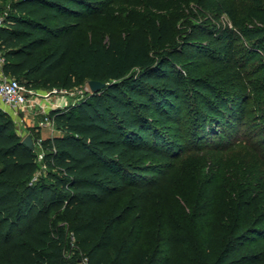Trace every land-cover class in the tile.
Returning <instances> with one entry per match:
<instances>
[{"label": "trees", "instance_id": "16d2710c", "mask_svg": "<svg viewBox=\"0 0 264 264\" xmlns=\"http://www.w3.org/2000/svg\"><path fill=\"white\" fill-rule=\"evenodd\" d=\"M1 2L7 13L0 26L5 75L34 89L72 88L90 79L106 86L78 102L50 109L61 134L40 143L33 137V150L22 143L11 116L0 108V264H79L83 258L86 264H179L171 255L142 249L139 235L119 238L128 216L115 208L104 210L123 191L157 185L152 176L139 180L143 173L157 171L145 161H167L176 155L142 140L153 129L147 125L151 115L160 122L173 120L165 104L180 92L181 77L166 71L178 57L166 46L169 23L154 24L148 38L137 31L91 42L81 39L73 20L81 15L85 0ZM250 11L257 23L253 26L231 17L235 28L258 47L264 41V0ZM236 29L221 31L223 47L232 48ZM258 50L263 52L264 44ZM218 58L225 60L223 54ZM226 108L214 100L213 107L205 104L200 109L199 117L224 125ZM40 166L44 169L37 177ZM262 199L255 206L249 202L247 210L235 208L221 226L207 223L199 228L206 238L200 264H242L243 247L237 240L264 235ZM200 217L205 219L203 213ZM63 221L67 230L59 224ZM214 238L229 239L216 251ZM73 243L80 251L70 254Z\"/></svg>", "mask_w": 264, "mask_h": 264}, {"label": "rangeland", "instance_id": "374dc122", "mask_svg": "<svg viewBox=\"0 0 264 264\" xmlns=\"http://www.w3.org/2000/svg\"><path fill=\"white\" fill-rule=\"evenodd\" d=\"M85 2L81 15L73 19L77 34L85 41L106 42L137 31L148 38L154 24L165 20L171 26L166 46L178 57L168 63L166 71L181 77L179 94L170 96L165 104L173 120L160 122L151 115L147 125L153 129L149 128L142 140L160 144L176 155L167 161H145L157 171L143 173L139 180L152 176L157 185L123 191L104 210L115 208L128 216L119 238L132 240L139 235L142 249L157 256L171 255L179 264H200L206 238L199 235V228L207 223L221 226L220 221L235 208L247 210L250 203L255 206L264 196V51L258 50L264 41L253 47L254 41L235 28L231 17L242 19L247 26L257 24L250 10L260 0ZM225 28L236 29L231 49L222 46ZM222 54L224 61L218 58ZM1 67V77L11 78ZM66 89L67 104L91 93L87 82ZM234 95L240 96L239 100ZM214 100L227 107L225 126L199 117L200 109L205 104L213 107ZM19 128L21 136L27 135ZM42 169L40 166L37 177ZM260 209L264 210V199ZM59 224L68 229L66 221ZM204 228L207 231L208 227ZM247 236L237 240L243 247L242 264H264V235ZM228 239L214 238L216 251ZM70 249V254L79 250L74 243ZM79 264H86L85 258Z\"/></svg>", "mask_w": 264, "mask_h": 264}, {"label": "built area", "instance_id": "2783aa9c", "mask_svg": "<svg viewBox=\"0 0 264 264\" xmlns=\"http://www.w3.org/2000/svg\"><path fill=\"white\" fill-rule=\"evenodd\" d=\"M7 17L6 10L2 7V2L0 1V26L5 23ZM3 63V57L0 52V64ZM68 92L66 88L53 87L48 90V92H38L34 88H28L23 83L19 82L15 78H3L0 74V108L11 115L12 113H17L20 110L26 108H33L38 105L39 97H47V95L53 94L59 96L60 100H51L46 106H40L42 111L45 113L44 118L39 121L40 126L52 125L53 120L49 116V112H45L47 106L53 108H63L67 105V102H63L61 98L64 99V95ZM41 138L37 140L40 143ZM43 152L38 153V159L42 160ZM86 263V258H85Z\"/></svg>", "mask_w": 264, "mask_h": 264}, {"label": "crops", "instance_id": "0c3cea01", "mask_svg": "<svg viewBox=\"0 0 264 264\" xmlns=\"http://www.w3.org/2000/svg\"><path fill=\"white\" fill-rule=\"evenodd\" d=\"M38 91H45L48 92L49 89H36ZM57 95H47V97H39L38 98V105L34 106L33 108H26L23 110L18 111L17 113H12L10 116L14 122V127L17 133H19V127L24 128L27 131L26 134L32 136V138H51L54 136H58L61 134V131L57 129L54 125H46L40 126L38 123L40 120L44 118L45 113L42 111L40 106H46L51 100L58 101L60 100ZM63 102H67V99L64 97L61 98ZM53 107L47 106L45 112H49L50 109ZM18 128V129H17Z\"/></svg>", "mask_w": 264, "mask_h": 264}, {"label": "water", "instance_id": "95a60500", "mask_svg": "<svg viewBox=\"0 0 264 264\" xmlns=\"http://www.w3.org/2000/svg\"><path fill=\"white\" fill-rule=\"evenodd\" d=\"M87 84L91 92L98 91L106 86L105 82H102L100 80H93V79L88 80ZM22 143H24L30 149L32 150L34 149V142H33V138L31 137V135L29 134L25 135L22 139Z\"/></svg>", "mask_w": 264, "mask_h": 264}]
</instances>
